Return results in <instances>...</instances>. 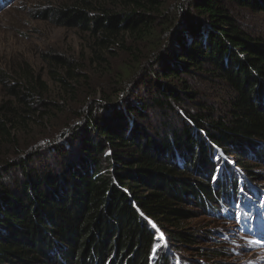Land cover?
Listing matches in <instances>:
<instances>
[{"label": "trees", "instance_id": "trees-1", "mask_svg": "<svg viewBox=\"0 0 264 264\" xmlns=\"http://www.w3.org/2000/svg\"><path fill=\"white\" fill-rule=\"evenodd\" d=\"M244 12L264 0L52 10L87 52L44 54L48 79L27 61L0 69V264H221L192 247L186 206L264 249V36ZM119 52L122 73L92 79Z\"/></svg>", "mask_w": 264, "mask_h": 264}, {"label": "rangeland", "instance_id": "rangeland-1", "mask_svg": "<svg viewBox=\"0 0 264 264\" xmlns=\"http://www.w3.org/2000/svg\"><path fill=\"white\" fill-rule=\"evenodd\" d=\"M175 1L164 0L165 6L170 8ZM69 2L70 0H7L8 4L0 7V69L27 61L37 71H41L45 79H48L46 72L50 66L46 60H43L44 54L58 53L75 57L80 56L82 51L86 53L85 41L81 38L83 34L76 28L59 24L51 15L53 9ZM243 14L248 18L250 31L264 36V13L244 12ZM155 35L157 36L156 31ZM142 48L144 46L140 47ZM147 50L149 46L145 45L143 53ZM127 60V55L117 53L109 60L108 68L100 73L103 76L95 75L92 79L113 80L117 73H122V67ZM192 83L196 90L214 100L211 103L220 107L218 100H215L220 95L218 88L199 78ZM49 85L54 90L51 81ZM67 117L68 114H63L61 119ZM247 158L249 161L253 160L249 155ZM256 173L264 176V167H257ZM186 207L192 218L183 221V229L194 238L195 244L192 247H198L199 251L200 249L201 252L207 251L210 255L216 254L222 259L221 264H264V249L254 246L249 235H242L238 230H229L232 228L228 218L221 212L218 214L214 210H207L206 207L195 209L192 206ZM219 229L224 230L223 237L218 235Z\"/></svg>", "mask_w": 264, "mask_h": 264}, {"label": "water", "instance_id": "water-1", "mask_svg": "<svg viewBox=\"0 0 264 264\" xmlns=\"http://www.w3.org/2000/svg\"><path fill=\"white\" fill-rule=\"evenodd\" d=\"M80 121H81V120H76V121L72 122V123L70 124L69 127H67V128H65V129L59 131V132L57 133L56 137H55V140H57L60 136H62V135L65 134L66 132H68V130H69L70 127H72V126H73L74 124H76V123H79ZM53 142H54V141H53ZM53 142H51V143H53Z\"/></svg>", "mask_w": 264, "mask_h": 264}]
</instances>
